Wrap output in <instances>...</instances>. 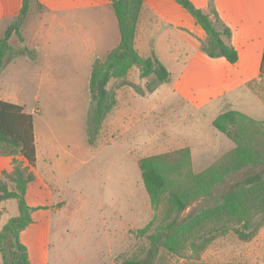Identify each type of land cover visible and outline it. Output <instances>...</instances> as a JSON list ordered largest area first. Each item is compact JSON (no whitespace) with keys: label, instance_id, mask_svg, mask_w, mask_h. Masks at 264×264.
<instances>
[{"label":"crops","instance_id":"crops-1","mask_svg":"<svg viewBox=\"0 0 264 264\" xmlns=\"http://www.w3.org/2000/svg\"><path fill=\"white\" fill-rule=\"evenodd\" d=\"M189 1L210 19H213V10L229 29L230 38L225 41L237 52V61L230 64L223 58L207 57L189 33L191 22L186 23V17L194 20L174 0H143L135 29L134 49L142 58L155 56L166 68L169 74L168 81L163 83L166 88L158 98L159 103L153 107L150 101L147 108V99L154 91H145L147 79L140 78L137 67L128 71L124 81H111L107 89L116 83L112 91L115 104L90 144L86 122L91 107L89 79L92 66L96 59H103L120 42L112 0H31L28 15L18 30L23 41L12 34L9 45L15 51L26 48L32 56L20 54L4 65L0 72V101L22 107L33 118V115L46 114L52 100H60L59 107L68 114V99H72L75 102L69 104V111L73 108L75 115L82 118L76 129L63 130L65 140L62 143L56 136L43 131V128L47 131L51 128L46 120L36 125L33 118L34 181L27 186L25 193L26 205L33 209L32 223L20 233V241L27 249L31 264H49L46 243L53 211L67 200L61 186L66 172L78 163L89 165L96 161L98 167L99 153L105 144L120 149L115 153L117 163L121 162L119 154H129L127 149L147 147L153 139L151 117L154 110L161 106L174 108L175 101L178 107L189 108L190 113L210 108L215 113L210 119L211 127L212 121L226 110L250 117L246 111L234 107L232 100L236 96L248 97L257 93L255 84L262 82L264 86V77L259 75L264 49V0ZM21 5L22 0H0V20L10 17L14 21ZM4 31H0V37ZM138 85L145 92L143 95L132 87ZM24 99L33 100L35 104L26 107ZM257 114L263 115L264 112ZM256 121L263 122L264 119ZM179 133L182 138L166 143L176 147L159 154L187 148L194 171L192 147L199 146L200 138L195 139L194 132ZM121 147H124L123 152ZM152 155L158 154L142 156L135 164L138 166L141 158ZM12 160V157H0V173L11 172ZM136 184V181H128L123 183L125 186L118 184V188H130L131 194H135ZM131 201L135 200L132 198ZM149 205L151 207L150 201ZM132 209L138 210L135 204ZM101 224L102 229L112 227L113 234L119 232L118 221L103 220ZM103 232L105 234L106 230ZM106 236L109 237L108 231ZM103 239L105 241L104 236ZM115 241L118 242V238L112 237V242ZM114 253L96 254L95 264H120L125 259L115 261Z\"/></svg>","mask_w":264,"mask_h":264},{"label":"trees","instance_id":"trees-1","mask_svg":"<svg viewBox=\"0 0 264 264\" xmlns=\"http://www.w3.org/2000/svg\"><path fill=\"white\" fill-rule=\"evenodd\" d=\"M174 1L205 34L201 49L206 56L223 58L234 64L238 59L237 52L225 41L229 40L230 31L215 12L212 10L213 19H210L189 0ZM30 3L31 0H22L18 16L0 37V72L12 58L24 53L32 56L26 48L15 51L9 45L12 34L23 41L18 30L28 15ZM142 3L143 0H112L120 42L103 59H96L92 66L89 79L91 107L86 122L90 144L115 104L113 92L107 89L111 81H124L132 67L139 69L141 79H153L154 86L145 84L147 93L168 81L166 68L155 56L142 58L134 49ZM259 75L264 77V49ZM133 88L141 95L145 93L137 86ZM212 127L230 140L234 148L201 172L193 171L187 148L138 161L142 184L154 214L152 220L136 232L147 241L140 251L144 255L139 256L138 252L120 264H152L160 251L176 257H184L186 253L198 255L219 236L231 232L240 241H249L264 225V168L233 183L225 192L214 194L230 175L264 166V122L238 111L226 110L212 121ZM0 157L13 158L11 172L0 173V203L14 201L18 212L1 227L0 264H31L27 249L20 241V233L32 223L33 209L26 205L25 193L34 181L33 118L22 107L3 101H0ZM203 199H210L212 203L180 217L191 204Z\"/></svg>","mask_w":264,"mask_h":264},{"label":"rangeland","instance_id":"rangeland-1","mask_svg":"<svg viewBox=\"0 0 264 264\" xmlns=\"http://www.w3.org/2000/svg\"><path fill=\"white\" fill-rule=\"evenodd\" d=\"M186 16L188 15L186 14ZM0 22V31L3 32L13 20L6 17ZM188 22H191V32L189 33L198 44L202 45L205 35L191 18L189 19V16L186 17V23ZM234 73L236 72L234 71ZM152 80L149 78L146 83L154 86ZM115 86L116 83H113L109 90L113 91ZM164 86L160 84L154 90V94L148 97L147 108L150 107V101L153 107L159 103L158 98L166 88ZM254 86H258L257 93L253 92L248 97L236 96L232 103L237 109L250 114L251 118L261 120V118L264 119V114L257 113L264 112V86H262V82L260 85L255 84ZM137 87L140 88V85ZM24 101H26V107L35 104L30 99H24ZM59 101L52 100L48 104L46 114L33 115V118L36 125L40 121L46 120L51 128L48 131L43 128V131L53 137L56 136L62 143L65 140L63 130L68 128L69 132L70 129H76L82 123V118L75 115L73 108H71L72 111H69V104L75 102L74 100L68 99V114L62 107H59ZM174 103V108L161 106L154 110L151 117L153 139L147 147L127 149L130 151L129 154H119L121 162L117 163L115 153L120 149H112L111 145L105 144L99 153L98 167L96 161L89 165L78 163L76 167L73 166L66 172V178L61 182V186L65 190L64 195L67 200L57 205L56 210L53 211L52 224L46 243L49 264H95L96 254L104 256L109 251L115 252V261L136 255L138 252L139 256L144 255L140 251L145 248L147 241L145 237L137 236L136 232L152 218L153 213L135 162L150 153L159 154L173 150L172 148L176 146L166 143L172 139L182 138V133L179 131H186L189 134L194 132V138H200L199 146L192 147L193 168L196 172L203 171L210 166L222 152H229L234 148L231 141L211 127L210 119L215 116V113L210 108L190 113L189 108L178 107L177 102ZM206 142H208V146H206ZM121 150L123 152L124 147H121ZM263 168L264 166L255 170L244 169L230 175L216 189L215 196L225 192L233 183L261 171ZM128 181H136L135 194H131L130 188H118V184L122 183V186H125L123 183ZM132 198L138 209L136 212L132 209L134 204L130 203ZM211 203L210 199L195 202L180 214V217H186L193 211ZM17 214V205L14 201L0 203V230L8 219ZM103 220L105 222L118 221L119 232L113 234L112 227H103L106 233L108 231L109 237H107L101 227ZM112 237H117L118 242L113 243ZM152 264H264V225L249 241H240L233 233L229 232L217 237L198 255L186 253L184 257H176L160 251Z\"/></svg>","mask_w":264,"mask_h":264}]
</instances>
